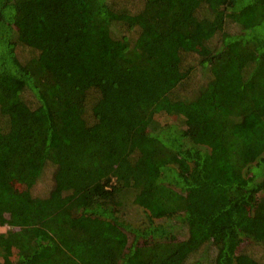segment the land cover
I'll return each mask as SVG.
<instances>
[{
	"label": "trees",
	"instance_id": "trees-1",
	"mask_svg": "<svg viewBox=\"0 0 264 264\" xmlns=\"http://www.w3.org/2000/svg\"><path fill=\"white\" fill-rule=\"evenodd\" d=\"M244 240L264 0H0V264H264Z\"/></svg>",
	"mask_w": 264,
	"mask_h": 264
},
{
	"label": "rangeland",
	"instance_id": "rangeland-1",
	"mask_svg": "<svg viewBox=\"0 0 264 264\" xmlns=\"http://www.w3.org/2000/svg\"><path fill=\"white\" fill-rule=\"evenodd\" d=\"M113 30H116L115 28ZM163 118V117H162ZM174 121L173 118L168 119V122ZM51 178L50 174L43 173L40 178H38L35 182H22V183H17L16 188L17 190L23 194V195H28V194H38V193H48L50 188H51ZM129 210L125 216H123V219L125 221L131 222L136 225H140L142 219V212L140 210ZM139 216V217H138ZM127 235V234H126ZM129 236V234H128ZM129 239L125 240V244L129 243ZM246 251L250 253L252 256L256 257L260 261L264 262V244H256L252 241L249 240H244L240 246L238 247V251Z\"/></svg>",
	"mask_w": 264,
	"mask_h": 264
}]
</instances>
